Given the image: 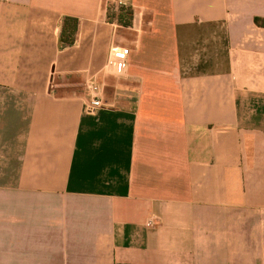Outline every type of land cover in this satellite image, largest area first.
Here are the masks:
<instances>
[{
    "label": "crops",
    "instance_id": "crops-1",
    "mask_svg": "<svg viewBox=\"0 0 264 264\" xmlns=\"http://www.w3.org/2000/svg\"><path fill=\"white\" fill-rule=\"evenodd\" d=\"M255 17L264 0H0V264H264ZM85 72L94 114L58 93Z\"/></svg>",
    "mask_w": 264,
    "mask_h": 264
},
{
    "label": "built area",
    "instance_id": "built-area-1",
    "mask_svg": "<svg viewBox=\"0 0 264 264\" xmlns=\"http://www.w3.org/2000/svg\"><path fill=\"white\" fill-rule=\"evenodd\" d=\"M128 53V48L117 46L114 43L110 44L103 71L116 75H124L128 66ZM83 84L85 89V99L83 104L84 111L88 114H94L98 109L105 106L101 98V87L96 83L94 76L88 72H85L84 74ZM153 224V218H149L146 222L147 226H151Z\"/></svg>",
    "mask_w": 264,
    "mask_h": 264
},
{
    "label": "trees",
    "instance_id": "trees-1",
    "mask_svg": "<svg viewBox=\"0 0 264 264\" xmlns=\"http://www.w3.org/2000/svg\"><path fill=\"white\" fill-rule=\"evenodd\" d=\"M125 12L123 15L127 18L125 21H123L124 25H130V20L132 18V10L127 9L124 10ZM122 15V14H121ZM122 15V16H123ZM122 20V19H121ZM254 22L257 26L264 28V18H254ZM76 29V21L73 19H65L63 22L62 32H61V39L65 43H69L71 41V35Z\"/></svg>",
    "mask_w": 264,
    "mask_h": 264
},
{
    "label": "rangeland",
    "instance_id": "rangeland-1",
    "mask_svg": "<svg viewBox=\"0 0 264 264\" xmlns=\"http://www.w3.org/2000/svg\"><path fill=\"white\" fill-rule=\"evenodd\" d=\"M61 80H63L66 83V85L60 87L58 93L61 94L82 93V92L85 93L84 84H83L84 81L83 79H81L80 76L72 74L69 76H63Z\"/></svg>",
    "mask_w": 264,
    "mask_h": 264
}]
</instances>
